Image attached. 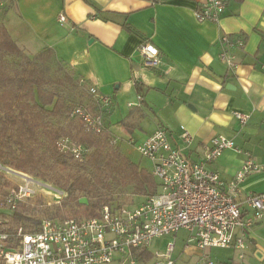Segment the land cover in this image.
Instances as JSON below:
<instances>
[{
	"label": "crops",
	"instance_id": "obj_1",
	"mask_svg": "<svg viewBox=\"0 0 264 264\" xmlns=\"http://www.w3.org/2000/svg\"><path fill=\"white\" fill-rule=\"evenodd\" d=\"M205 1L0 0V22L27 53L50 48L84 80L86 102L96 112L103 107L115 140L111 120L121 108L140 142L164 128L172 144L194 160L215 136L225 135L241 152L227 149L209 168L231 181L250 155L257 169L241 182L242 199L264 195V0H232L218 22L197 18ZM224 36L243 45L227 46ZM145 42L158 48L157 64H148L140 52ZM224 49L234 56L235 68L222 60ZM91 87L109 96L110 104L102 106ZM234 111L248 114V121L241 123ZM183 127L194 135L190 145L183 142ZM163 238L135 254L138 264L156 260L152 248ZM180 242L182 249L173 252L179 264H194L203 254L213 259L212 248L201 249L187 237ZM223 249L229 252L218 264H264V217L249 231L245 249ZM145 251L152 254L147 261L140 258Z\"/></svg>",
	"mask_w": 264,
	"mask_h": 264
},
{
	"label": "built area",
	"instance_id": "obj_2",
	"mask_svg": "<svg viewBox=\"0 0 264 264\" xmlns=\"http://www.w3.org/2000/svg\"><path fill=\"white\" fill-rule=\"evenodd\" d=\"M232 0H206L196 16L200 21H220ZM64 21L66 18L60 16ZM227 46L233 42L224 36ZM140 52L148 64L158 63L159 50L145 42ZM229 69L236 67L234 56L224 49L220 54ZM90 93L99 96L102 106L111 102L109 96L99 95L97 88ZM141 99V96H139ZM131 105V104H130ZM87 126L100 132L104 129L103 107L98 113L78 107ZM233 114L245 124L248 114ZM183 142L190 145L194 135L183 127ZM153 165L152 175L158 183L157 191L139 206L130 208L103 206L100 215L93 218H45L34 231L18 227L16 231L0 228V264H138L135 254L147 249L154 239L173 237L164 253H156L155 264H179L173 258L176 238L181 230L189 235L187 242H195L201 249H245L249 231L264 217V195L249 193L242 199L240 184L257 169L248 155L231 181L224 180L220 172L209 168L227 149L241 152L233 138L215 136L202 155L191 159L174 146L168 131L158 128L150 137L135 146ZM82 148L74 149L75 158L81 157ZM19 179L8 191L0 190V213L15 212L20 204L38 195H50L47 204H60L66 193L28 174L10 171ZM194 264H218L208 254L200 256Z\"/></svg>",
	"mask_w": 264,
	"mask_h": 264
},
{
	"label": "trees",
	"instance_id": "obj_3",
	"mask_svg": "<svg viewBox=\"0 0 264 264\" xmlns=\"http://www.w3.org/2000/svg\"><path fill=\"white\" fill-rule=\"evenodd\" d=\"M83 84L52 49L27 53L0 22V164L62 189L66 195L59 210L74 216L56 219L98 217L103 206L122 207L128 205L126 195L148 198L158 188L153 175L116 146L106 123L96 132L75 114L78 107L98 113L85 103ZM78 146L82 153L76 159ZM12 186L0 181L3 193ZM18 209L0 213V224L9 216L18 225L29 221ZM140 254L152 258L150 252Z\"/></svg>",
	"mask_w": 264,
	"mask_h": 264
},
{
	"label": "rangeland",
	"instance_id": "obj_4",
	"mask_svg": "<svg viewBox=\"0 0 264 264\" xmlns=\"http://www.w3.org/2000/svg\"><path fill=\"white\" fill-rule=\"evenodd\" d=\"M68 90V89H67ZM61 93L68 95L71 97L69 92H66L64 88L61 89ZM86 99H84L86 103ZM124 109L126 108H121L120 115L114 116V118L111 120V124L113 126V129L115 131V143L118 148L123 152V154L134 164L139 166L141 169H144L152 174L153 170V165L152 162L142 156L135 148L136 144L140 142L139 137L133 129V125L130 123H127L124 120ZM142 128L146 130V123L141 124ZM0 171L2 178H0V181L3 182L5 180L10 181L12 184L16 183L19 181L17 176L15 174H11L10 171H15L12 170L8 167H5L0 164ZM19 172V171H15ZM51 184V183H50ZM53 185V183H52ZM55 186V185H54ZM146 200V196H134L131 194L126 195V199L123 204H128L130 208H134L139 206L141 203H143ZM48 201H52V196L46 194V195H38L28 201H24L21 204V207L18 209L17 213H22L23 215L29 217V221H26L25 223H21L20 225L16 224L15 221L13 220L12 216H9L6 218V221L3 224H0V228L3 230H9L11 232L15 231L18 227H23L27 231H34V225L36 222H41L45 218H62L66 216H74V215H69V213H66L65 211L59 210L61 204H51L50 206L47 204ZM59 210V211H58ZM66 214V215H65ZM74 218V217H72ZM38 223V224H39ZM18 226V227H17ZM38 226V225H37ZM35 227V229L37 228ZM188 233L185 230H181L178 233L177 236V244L175 247V255L179 253V251L183 247V243L180 242L182 237H188ZM171 239L168 240V238L164 237L162 240L163 242L161 243V246L159 245V248L154 245L152 248V251L156 253H164L167 248L168 242H172L173 237H170ZM168 240V242H167ZM167 242V243H166ZM152 247V245H151ZM209 252L212 253L213 260H223L225 256L228 254V250H224L223 248H212L209 250ZM221 257V258H219ZM215 258V259H214ZM141 264H155V260H150Z\"/></svg>",
	"mask_w": 264,
	"mask_h": 264
}]
</instances>
